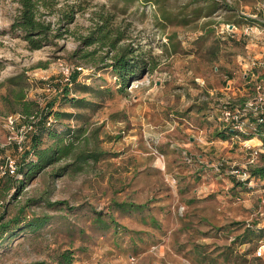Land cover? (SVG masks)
Listing matches in <instances>:
<instances>
[{
  "label": "rangeland",
  "instance_id": "1",
  "mask_svg": "<svg viewBox=\"0 0 264 264\" xmlns=\"http://www.w3.org/2000/svg\"><path fill=\"white\" fill-rule=\"evenodd\" d=\"M80 1L85 9L76 14L70 34L31 50L11 32L18 2L0 0V215L3 222L17 215L47 221L35 232L0 238V264H54L64 250L73 251L76 264H264V248L258 256L264 178L240 181L231 173L232 166H255L260 154L248 164L252 149L243 141L251 135L241 134L240 141L220 121L222 99L252 95L251 71L264 80V67L254 66L264 61V0H213L216 10L197 18L188 14L199 7L205 13L212 0H166L176 21L192 19L187 25H162L156 6L142 0H56L58 8ZM99 13L114 14L125 34L121 44L138 47L158 64L123 92L112 70H96L92 57H71L80 47L74 35L87 34ZM226 25H234V32L219 33ZM253 25L259 29L248 30ZM66 67L71 73L79 69L78 83L93 90L80 94L70 85L72 96L93 104L57 100L55 111L82 116L55 125L59 133L72 129L65 135L73 144L70 154L23 184V176L12 174L15 183L5 163L10 157L20 165L31 137H22L26 124L19 114L14 130L7 124L20 108L18 88L8 80L24 74L27 99L44 108L59 86L70 83ZM228 83L234 91L226 93ZM81 153L97 159L79 160ZM123 203L145 207L124 210ZM112 218L120 224L117 231ZM249 227L256 234L243 242Z\"/></svg>",
  "mask_w": 264,
  "mask_h": 264
},
{
  "label": "trees",
  "instance_id": "2",
  "mask_svg": "<svg viewBox=\"0 0 264 264\" xmlns=\"http://www.w3.org/2000/svg\"><path fill=\"white\" fill-rule=\"evenodd\" d=\"M19 4L18 13L12 23L11 32L14 36L23 38L31 50L41 49L47 45H53L56 39H61L65 34H70V25L76 21V14L82 12L85 7L83 3L74 2L71 5H66L61 8L57 7L56 0H16ZM115 3L122 1L124 4H130L134 0H110ZM145 4H152L156 6L154 16L156 19L165 25L167 22L175 24H189L192 19L185 17L182 20L176 21V16H173L168 9L166 0H142ZM208 2V0H191L192 3ZM116 6V5H115ZM113 6L114 9L117 7ZM206 6L208 10L204 13V8L199 7L195 9L188 16L193 15V18L201 17L206 14L210 16L216 10L217 4L208 3ZM54 15L56 21L50 17ZM259 18V14H256ZM182 16V15H180ZM114 14L106 15L99 13L98 19L95 20L94 25L88 29L87 34L74 35L80 41V47L76 49L71 57L80 56V58L92 57V63L96 70L106 69L112 70L113 74L117 77L118 85L121 92L125 90L132 81L141 77L145 72H153L158 64L151 55L147 52L140 51L138 47H133L130 44H121L125 38V34L120 28L116 27L114 22ZM256 23V21H253ZM258 23V22H257ZM74 34V33H72ZM168 45H166L167 48ZM82 47V48H81ZM104 51V55H101L98 59L96 57L99 52ZM94 61V62H93ZM80 70L75 69L71 74L70 83L64 84V86L58 87L57 97L44 108H40L37 101L27 99V81L24 74L16 75L8 80V82L18 88L16 92V101L20 104L19 109L12 110V115L16 116L25 122V124L31 125L33 129L28 133L31 137V147L29 151H25L26 157L23 158L20 165H17V171L14 175L23 176L21 184L25 180H32L36 174L41 172L44 168L55 164L61 159L67 157L72 149L73 144L71 141H67L66 133L71 132L72 129L66 128V131L62 133L58 132L55 128L57 121L66 119H81V115H74L73 113H64L62 111H55L53 109L57 100L63 102L70 101L72 106H80L82 104H93L86 97H74L70 85H74L76 92L80 94L92 93V87L88 84L78 83V77ZM102 76V75H101ZM100 76V77H101ZM263 80V79H261ZM105 89L98 88V92H104ZM107 92H111L108 88ZM55 118H54V117ZM77 117V118H76ZM264 119V114L261 115ZM252 125L254 124L256 130L248 129L246 133H238L232 127V125L224 124L227 132H230L234 137L250 136L248 139L258 137L264 142V121L259 123L256 117H251ZM222 123V122H221ZM84 129L80 128L79 132H83ZM64 132V133H63ZM224 138L226 136H223ZM47 142H49L48 145ZM264 149V144H263ZM88 156V157H86ZM95 158L97 156L91 153L85 155L81 153L78 157L81 159ZM6 164V163H5ZM250 176H257L264 178V152L260 153L259 162L255 166H251L250 169H246ZM8 176H12L9 172H6ZM251 178V177H250ZM15 183L17 179L11 177ZM240 180V179H239ZM249 180V179H248ZM241 181V180H240ZM124 210H139L143 209L145 205H136L132 203H123L119 205ZM102 218L98 221L103 222ZM0 238L5 239L13 234H17L27 230L37 231L47 222L46 219H31L26 221V218L21 219L20 215L15 216L11 220L4 221V215H0ZM24 222V225L22 223ZM110 223L114 224L116 231L120 228V224L116 219L112 218ZM256 230L251 227L246 228L241 238L245 242L249 237L255 235ZM7 236V237H6ZM32 264H49L45 261H38ZM54 264H76L73 251L64 250L60 252L54 261Z\"/></svg>",
  "mask_w": 264,
  "mask_h": 264
},
{
  "label": "built area",
  "instance_id": "3",
  "mask_svg": "<svg viewBox=\"0 0 264 264\" xmlns=\"http://www.w3.org/2000/svg\"><path fill=\"white\" fill-rule=\"evenodd\" d=\"M256 26V27H255ZM253 27V28H252ZM234 25H226L221 27L219 33H232L235 30ZM258 30L257 25L251 26L248 30ZM264 33V27L261 28V31ZM262 65L264 67V61L261 63L256 62L254 63V66ZM253 70V69H252ZM66 81H70L71 72L68 67L64 68L63 70ZM251 77L248 81V84L253 86V93L251 96L245 99L239 100H233L230 97H225L221 101V117L220 121L226 125H232L233 129L237 131L238 133H246L248 129H251L253 131L256 130L254 124L252 125L251 117H256L259 123H262L264 119L261 117L262 114H264V80H257L255 79V74L253 71H251ZM226 93L234 91L232 88V84L228 83L225 87ZM7 124L10 127V129L14 130L16 126V118L14 116H9L7 119ZM33 127L31 125L26 124L21 129L22 137L29 133ZM264 136V134H263ZM11 138V137H10ZM238 140L242 141L240 137H237ZM11 140V139H10ZM247 140H244L243 145L248 149H252L250 152V159L248 161V164L253 165L257 162L258 156L260 152H264V149H255L253 150V147L248 145ZM5 172H9L11 175H15L17 171V164L16 161L8 157L6 164H5ZM219 169V167H217ZM231 173L235 174L236 177H238L241 181H248L250 179V174L247 172L246 168H240V167H231ZM263 248L264 243L261 244V246L258 249V256H262L263 254Z\"/></svg>",
  "mask_w": 264,
  "mask_h": 264
},
{
  "label": "crops",
  "instance_id": "4",
  "mask_svg": "<svg viewBox=\"0 0 264 264\" xmlns=\"http://www.w3.org/2000/svg\"><path fill=\"white\" fill-rule=\"evenodd\" d=\"M246 142H247L248 145H250L252 147H255V148L256 147L258 148V146H260L261 147L260 149L263 150V144H264V142L261 139H259L258 137H253L251 139H247Z\"/></svg>",
  "mask_w": 264,
  "mask_h": 264
}]
</instances>
